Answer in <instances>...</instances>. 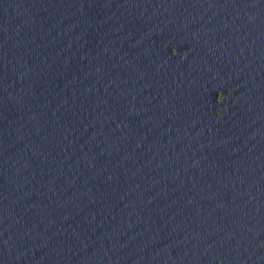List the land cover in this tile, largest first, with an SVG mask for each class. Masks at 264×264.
I'll return each mask as SVG.
<instances>
[{
	"label": "water",
	"instance_id": "water-1",
	"mask_svg": "<svg viewBox=\"0 0 264 264\" xmlns=\"http://www.w3.org/2000/svg\"><path fill=\"white\" fill-rule=\"evenodd\" d=\"M0 264H264V0H0Z\"/></svg>",
	"mask_w": 264,
	"mask_h": 264
}]
</instances>
